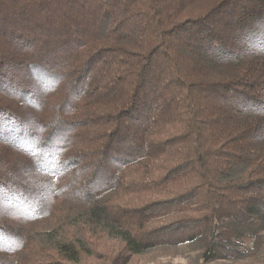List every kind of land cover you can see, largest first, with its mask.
Wrapping results in <instances>:
<instances>
[{
  "label": "trees",
  "instance_id": "trees-1",
  "mask_svg": "<svg viewBox=\"0 0 264 264\" xmlns=\"http://www.w3.org/2000/svg\"><path fill=\"white\" fill-rule=\"evenodd\" d=\"M178 257L264 264V0H0V264Z\"/></svg>",
  "mask_w": 264,
  "mask_h": 264
},
{
  "label": "rangeland",
  "instance_id": "rangeland-1",
  "mask_svg": "<svg viewBox=\"0 0 264 264\" xmlns=\"http://www.w3.org/2000/svg\"><path fill=\"white\" fill-rule=\"evenodd\" d=\"M205 2L206 1H201V4H195L194 10H191V14L198 13V11H200L201 8L204 7V3ZM191 14L188 12V14L185 15V17L188 16V15H191ZM168 261H170V264H187V260L185 258H183V257L174 258L173 260L171 259V260H168ZM168 261L166 260L165 264H168L167 263ZM134 264H148V260H146L145 258L138 259V260H136L134 262Z\"/></svg>",
  "mask_w": 264,
  "mask_h": 264
}]
</instances>
